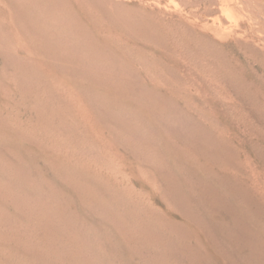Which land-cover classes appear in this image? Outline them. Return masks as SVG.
Masks as SVG:
<instances>
[{"label":"rangeland","instance_id":"rangeland-1","mask_svg":"<svg viewBox=\"0 0 264 264\" xmlns=\"http://www.w3.org/2000/svg\"><path fill=\"white\" fill-rule=\"evenodd\" d=\"M120 1L163 16L162 53L111 42L108 59L59 30L52 0H0V264H264V0ZM216 46L239 62L232 75ZM85 53L118 90L73 73Z\"/></svg>","mask_w":264,"mask_h":264},{"label":"bare ground","instance_id":"bare-ground-1","mask_svg":"<svg viewBox=\"0 0 264 264\" xmlns=\"http://www.w3.org/2000/svg\"><path fill=\"white\" fill-rule=\"evenodd\" d=\"M53 2H52V5L54 6V9H55V13H56V15H58L57 16V18L58 17H62V18H65L66 20H67V25H68V27H66L65 26V28L67 29V30H69V31H67L65 28H62V29H59L60 31H63V32H65V34L67 33V34H70V36H69V39L71 40V41H73V42H76V43H78V42H84V43H86V44H88L89 46H91L92 48H94V49H96L97 51H98V54H103V56L104 57H106V58H108V57H110V54H104L103 53V51H102V53H100V51L98 50L100 47H102V46H104V44H107V43H109V45H111L110 43L111 42H114V44L115 45H144V44H146V45H151V46H153V48L155 49V50H159V51H161L162 49H164V47H163V45H161L162 43H161V41L163 42V35H162V32H161V29H162V27H163V25H162V22H163V20H164V18H163V16L160 14V13H155L154 14V16L153 15H151V14H149L146 10H145V8L142 6V5H137V6H130V5H128V4H124L122 1H120V0H89L90 2H91V5H92V10H87V7L85 6V2H84V0H52ZM256 1V0H255ZM228 3V2H227ZM254 4V3H253ZM202 5V4H201ZM227 5V4H226ZM236 6V5H235ZM264 9V8H263ZM227 11V10H226ZM249 18V17H248ZM158 21H157V20ZM250 19V18H249ZM253 20V19H252ZM251 21V20H250ZM249 21V22H250ZM259 21V20H258ZM257 24H259L260 25V22H257ZM130 25V26H129ZM236 26V25H235ZM254 26V25H253ZM59 27V26H58ZM65 31H64V30ZM257 29V28H256ZM73 31V32H72ZM56 33L57 32H55V35H56ZM206 33V32H205ZM249 33V32H248ZM245 34V33H244ZM254 34V33H253ZM59 35V34H58ZM215 35L220 39V38H222V35L218 32V31H215ZM67 37V36H66ZM242 37H243V35L242 36H238V38L239 39H242ZM259 37V36H258ZM223 39V38H222ZM62 41V40H61ZM151 42H153V43H151ZM160 42V43H159ZM256 42H258V44H257V47L258 48H260L261 49V54H264V36L263 37H260V38H258V40L256 41ZM64 43H66V42H64ZM1 44V43H0ZM239 44V43H238ZM108 45V44H107ZM62 46V45H61ZM107 47V46H106ZM240 47H241V50L242 49H245L246 51L248 50V51H250V53H251V55L252 56H254V58L257 56V55H259V53L256 51V50H254L253 48H251L250 46H249V44H242V45H240ZM67 48V47H66ZM23 49V48H22ZM93 49V50H94ZM101 49H103V48H101ZM231 49V48H230ZM87 50V49H86ZM69 51V50H68ZM73 51H75V52H73L74 54H76V55H78L79 54V52H77L75 49L73 50ZM163 51V50H162ZM162 51H161V53H162ZM215 51H217V53L218 54H220L219 55V64H221L222 66H223V69H224V67H226V69L227 70H229V72L231 71V72H233L235 69H237L239 66H240V64H239V62L237 61V59H235V58H229L228 60L225 58V56L223 55V53H222V51H221V48H218L217 46H216V48H215ZM221 51V52H220ZM93 52H95V54H96V51H93ZM106 52V51H105ZM127 52L128 51H121V53H119V54H123V56L125 55V54H127ZM116 53H118V52H116ZM131 54V53H130ZM260 54V55H261ZM129 55V54H128ZM259 55V56H260ZM84 56V55H83ZM85 56H86V53H85ZM92 55H90L89 57H91ZM100 56H102V55H100ZM118 56V55H117ZM18 57V56H17ZM16 57V58H17ZM89 57H85L86 59H85V61H87V64H85L84 62V64L86 65H84V67L82 68V70H79L80 68L78 67H75V66H73L72 67V69L75 67V68H77V69H75V71L73 72L74 74H77V76H79V78H85V79H87L88 80V82H91V83H93V84H95V85H101V86H103V88L105 87L106 88V90H108V88H115V84L114 83H111V81L109 80V79H107V77H104V76H101L100 74H98L97 72H96V76H92V78H91V65H92V62H90L91 60H89ZM104 57H102V58H104ZM125 57V56H124ZM230 57V56H229ZM232 57V56H231ZM248 57V56H247ZM105 58V59H106ZM78 59V58H77ZM92 59V58H91ZM109 59V58H108ZM112 59V58H111ZM22 60V59H21ZM215 61V60H214ZM216 61V62H217ZM186 62V61H185ZM261 61H258L256 58H255V61H254V63L255 64H257V65H259V66H261V63H260ZM18 65V64H17ZM20 65V64H19ZM21 66V65H20ZM192 66V65H191ZM23 67V66H22ZM21 67V68H22ZM184 67V66H183ZM193 67V66H192ZM217 67V66H216ZM199 68V67H198ZM264 68V67H263ZM26 69V68H25ZM24 69V70H25ZM94 69V68H93ZM123 69V68H122ZM197 69V68H196ZM199 69H201V67L199 68ZM60 70V69H59ZM79 70V71H78ZM101 70V69H100ZM188 70V69H187ZM186 70V71H187ZM205 70V69H204ZM203 70V71H204ZM12 71V70H11ZM14 71V70H13ZM71 71V70H70ZM115 71V70H114ZM201 71V70H200ZM202 71V72H203ZM208 71H210L209 69H208ZM211 71H212V69H211ZM103 72H104V70H103ZM113 72V71H112ZM199 72V71H198ZM213 72V71H212ZM217 72H220V70L218 69V71ZM226 72V71H225ZM230 72V73H231ZM100 73H101V71H100ZM105 73V72H104ZM130 73V72H129ZM205 74H206V72H204ZM209 73V72H208ZM220 73H223V71L222 72H220ZM229 73V74H230ZM72 74V73H71ZM102 74V73H101ZM212 74V73H211ZM215 74V73H214ZM214 74H212V75H214ZM94 75V74H93ZM102 75H105V74H102ZM107 75V74H106ZM113 75V74H112ZM202 75V74H201ZM209 75V74H208ZM211 75V76H212ZM231 75H232V73H231ZM235 75V74H234ZM69 76V75H68ZM73 76V75H72ZM128 76V75H127ZM207 76V75H206ZM205 76V77H206ZM221 76V75H220ZM229 76V75H228ZM74 77V76H73ZM72 77V78H73ZM112 77V76H111ZM186 77V76H185ZM204 77V76H203ZM216 77H217V75H216ZM226 77V76H225ZM70 78H71V76H70ZM75 78V77H74ZM78 77H77V79H79ZM109 78H110V76H109ZM113 78V77H112ZM129 78V77H128ZM207 78V77H206ZM205 78V79H206ZM218 78V77H217ZM216 78V79H217ZM226 78H228V77H226ZM234 78V77H233ZM235 78L237 79L238 78V76H236L235 75ZM116 79V78H115ZM126 79V78H125ZM124 79V80H125ZM219 79H220V77H219ZM222 79V78H221ZM240 79V78H239ZM127 80V79H126ZM125 80V81H126ZM133 80V79H132ZM207 80H209V78L207 79ZM224 80V79H223ZM81 81V80H80ZM116 81V80H115ZM114 81V82H115ZM124 81V82H125ZM129 81V80H128ZM131 81V80H130ZM216 81V80H215ZM221 81V80H220ZM230 81H231V79H230ZM241 82L243 83L244 82V80H241ZM91 83H90V85H91ZM112 85H111V84ZM120 83H122V82H120ZM126 83V82H125ZM130 83V82H129ZM132 83V82H131ZM139 83V82H138ZM144 83V82H143ZM206 83V82H205ZM238 83V82H237ZM83 84H84V81H83ZM127 84V83H126ZM135 84V83H134ZM140 84H141V82H140ZM146 84V83H145ZM232 84V83H231ZM239 84V83H238ZM246 84H248V83H245V85ZM94 85V86H95ZM119 85V84H118ZM128 85V84H127ZM130 85V84H129ZM138 85V84H137ZM143 85V84H142ZM233 85V84H232ZM242 85V84H241ZM243 85H244V83H243ZM100 86V87H101ZM113 86V87H112ZM133 86V85H132ZM145 86V85H144ZM143 86V87H144ZM158 86V85H157ZM203 87H212L213 86V84H208V83H206V84H203L202 85ZM217 88H219V87H223L222 86V84L220 83V82H218L217 83ZM250 86V85H249ZM108 87V88H107ZM121 87H123V85H121L120 86V88ZM138 87V86H137ZM145 87H147V86H145ZM160 87V86H159ZM213 87H215V86H213ZM212 87V88H213ZM102 88V89H103ZM104 88V89H105ZM113 88V89H114ZM117 88V87H116ZM115 88V89H116ZM119 88V89H120ZM126 88H127V86H126ZM131 88V87H130ZM129 88V89H130ZM148 88V87H147ZM158 88V87H157ZM229 88H231V87H229ZM98 89H99V87H98ZM122 89V88H121ZM124 89V88H123ZM122 89V90H123ZM128 89V88H127ZM127 89H125V90H127ZM216 89V88H215ZM232 89V88H231ZM116 90H118V89H116ZM122 90H119V91H122ZM144 90V89H143ZM150 90V89H149ZM148 90V91H149ZM154 90V89H153ZM211 90H213V89H211ZM80 91H81V89H80ZM83 91V90H82ZM118 91V92H119ZM131 91H132V89H131ZM135 91V90H134ZM133 91V92H134ZM217 91V90H216ZM85 89H84V94H85ZM90 92V91H89ZM100 92V91H99ZM103 92V91H102ZM126 92V91H125ZM127 92H129V91H127ZM126 92V93H127ZM133 92H131V93H133ZM152 92V91H151ZM83 93V92H82ZM130 93V94H131ZM148 93V92H147ZM156 93V92H155ZM215 93V92H214ZM68 94V93H67ZM101 94V93H100ZM110 94V93H109ZM119 94V93H118ZM117 94V95H118ZM136 94V93H135ZM141 94V93H140ZM139 94V95H140ZM158 93H156V95H157ZM217 94H218V92H217ZM90 95H91V93H90ZM98 95V94H97ZM110 95H112V94H110ZM137 95V94H136ZM151 95H152V93H151ZM154 95V94H153ZM155 95V96H156ZM215 95H216V93H215ZM214 95V96H215ZM219 95V94H218ZM66 96V95H65ZM68 96H69V94H68ZM122 96V95H121ZM127 97H128V93H127V95H126ZM116 97V96H115ZM114 97V98H115ZM122 97H125V95L124 96H122ZM135 97V96H134ZM137 97H138V95H137ZM157 97V96H156ZM80 98H81V96H80ZM96 99H98L97 97H95ZM132 98H133V96H132ZM145 98V97H144ZM152 98V97H151ZM154 98V97H153ZM216 98V97H215ZM62 100H63V98H61ZM94 99V98H93ZM99 99H101L100 97H99ZM99 99H98V101H99ZM117 99V98H116ZM127 99H129V97L127 98ZM221 99H222V97H221ZM61 100V101H62ZM65 100V99H64ZM85 100V98L83 99V101ZM123 100V99H122ZM129 100H131V99H129ZM128 100V101H129ZM133 100V99H132ZM142 100H143V98H142ZM145 100V99H144ZM157 100H158V97H157ZM66 101H69V99L68 100H66ZM88 100H86V102H87ZM113 101V100H112ZM134 101L135 102H138V101H136V98L134 99ZM162 101V100H161ZM82 102V101H81ZM85 101H84V103H86ZM126 102H127V100H126ZM131 102V101H130ZM129 102V103H130ZM155 102H157V101H155ZM224 102H226V101H224ZM229 102V101H228ZM73 103V102H72ZM90 103H92V100L88 103H86V106H88L87 104H89L90 105ZM123 103V102H122ZM148 103H150V102H148ZM159 103V102H158ZM217 103V102H216ZM227 103V102H226ZM230 103V102H229ZM233 103V102H232ZM69 104H71L70 102H69ZM146 104V103H145ZM75 105V104H74ZM135 105V104H134ZM142 105V104H141ZM148 105V104H147ZM147 105H145V107L147 106ZM228 105V104H227ZM72 106V105H71ZM92 106H93V103H92ZM101 106V105H100ZM120 106H122V105H120ZM136 106V105H135ZM166 106V105H165ZM168 106V105H167ZM169 106H171V105H169ZM219 106V105H218ZM230 106V105H229ZM88 107H90V106H88ZM95 107V106H94ZM124 107V106H123ZM137 107H140V106H138L137 105ZM223 107H224V105H223ZM228 107V106H227ZM96 108H97V106H96ZM132 108V107H131ZM134 108H136V107H134ZM141 108V107H140ZM167 108V107H166ZM169 108V107H168ZM77 109V108H76ZM88 109V108H87ZM137 109V108H136ZM172 109V108H171ZM178 109V108H177ZM90 110V109H89ZM88 110V111H89ZM97 110V109H96ZM95 110V111H96ZM156 110H157V108H156ZM173 110H176V108L174 107V109ZM90 111H92V110H90ZM95 111H93V113L95 112ZM105 111V110H104ZM129 111V110H128ZM133 111V110H132ZM131 111V112H132ZM140 111V110H139ZM165 111H166V109H165ZM164 111V113H166ZM175 112V111H174ZM39 113V112H38ZM89 113V112H88ZM111 113H113V112H111ZM150 113V112H149ZM163 113V114H164ZM173 113V112H172ZM185 113V112H184ZM229 113H231V112H229ZM228 113V114H229ZM40 114V113H39ZM85 114V113H84ZM136 114V113H135ZM156 114V113H155ZM161 114V113H160ZM162 114V115H163ZM168 114V113H167ZM169 114H170V112H169ZM182 114V113H181ZM90 115V114H89ZM151 115V114H150ZM183 115H185V114H183ZM39 116V115H38ZM158 116H159V114H158ZM165 115H163V117H164ZM170 116V115H169ZM172 116V115H171ZM174 116V115H173ZM176 116V115H175ZM187 116V115H186ZM231 116V115H230ZM79 117H80V115H79ZM146 117V116H145ZM162 117V118H163ZM82 118V117H81ZM84 118V117H83ZM143 118V117H142ZM159 118V117H158ZM192 118V117H191ZM147 119V118H146ZM156 119V118H155ZM171 119V118H170ZM173 119V118H172ZM183 119V118H182ZM187 119H190L189 117L187 118ZM201 119V118H200ZM40 120V119H39ZM84 121H85V119H83ZM83 120H82V123H83ZM154 120V119H153ZM161 120V119H160ZM164 120H166V117H165V119ZM192 119H190L189 121H191ZM204 120V119H203ZM150 121V120H149ZM159 121V120H158ZM163 121V120H162ZM168 121V120H167ZM172 121V120H171ZM171 121H169V123L171 122ZM180 121V120H179ZM197 121H199V120H197ZM196 121V122H197ZM237 121H239V120H237ZM236 121V122H237ZM147 122H148V120H147ZM174 121H172V123H173ZM184 122V121H183ZM192 122H193V120H192ZM195 122V123H196ZM85 123V122H84ZM157 123V122H156ZM168 123V124H169ZM185 123V122H184ZM149 124V123H148ZM151 124V123H150ZM171 124V123H170ZM174 124H175V122H174ZM187 124V123H186ZM199 124V123H198ZM205 124V123H204ZM12 125V124H11ZM145 125V124H144ZM176 125V124H175ZM74 126V125H73ZM137 126V125H136ZM172 126V125H171ZM178 126V125H177ZM204 126H206V125H204ZM72 127V126H71ZM77 127V126H76ZM111 127V126H110ZM143 127V126H142ZM182 127H184V126H182ZM187 127V126H186ZM148 128H149V126H148ZM185 128V127H184ZM190 128V127H189ZM72 129H75L74 127L72 128ZM145 129V128H144ZM199 130L201 129V128H198ZM108 130V129H107ZM133 130V129H132ZM172 130V129H171ZM177 130V129H176ZM179 130V129H178ZM183 130V129H182ZM190 130H192V129H190ZM203 130V129H202ZM144 131V130H143ZM147 131V130H146ZM149 131V130H148ZM151 131V130H150ZM141 132V131H140ZM163 132H165V131H163ZM189 131H187V135H189L190 136V134L188 133ZM127 133V132H126ZM148 133V132H147ZM146 133V134H147ZM150 133H152V132H150ZM193 133H194V131H193ZM199 133V132H198ZM108 134V133H107ZM140 134V133H139ZM144 134V133H143ZM168 134H169V132H168ZM125 135V134H124ZM150 135V134H149ZM173 135V134H172ZM178 135V134H177ZM177 135H174V136H176V137H178ZM135 136V135H134ZM142 136V135H141ZM146 136H148V135H146ZM196 136H197V134H196ZM139 137V136H138ZM153 137V136H152ZM157 137H159V136H157ZM172 137V136H171ZM136 138V137H135ZM151 138V137H150ZM175 138V137H174ZM188 138V137H187ZM143 139V138H142ZM153 139H155V138H153ZM200 139V138H199ZM94 140V139H93ZM148 140H150V139H148ZM179 140V139H178ZM181 140V139H180ZM186 140V139H185ZM146 141H147V139H146ZM155 141V140H154ZM133 142V141H132ZM138 142V141H137ZM139 142H142V141H139ZM158 142V141H157ZM176 142V141H175ZM178 142V141H177ZM180 142V141H179ZM200 142V141H199ZM102 143V142H101ZM134 143V142H133ZM143 143V142H142ZM148 143V142H147ZM155 143V142H154ZM182 143H183V141H182ZM185 143V142H184ZM201 143H203V142H201ZM209 143V142H208ZM117 144V143H116ZM131 144V143H130ZM146 144V143H145ZM151 144V143H150ZM181 144V143H180ZM190 144V143H189ZM188 144V145H189ZM191 144H193V143H191ZM190 144V145H191ZM138 145H140V143L138 144ZM152 145V144H151ZM126 146V145H125ZM147 147H148V145H146ZM181 146H183V144L181 145ZM105 147V146H104ZM117 147V146H116ZM119 147V146H118ZM133 147V146H132ZM155 147V146H154ZM158 147V146H157ZM188 147V146H187ZM137 148V147H136ZM142 148V147H141ZM149 148V147H148ZM150 148H152L151 146H150ZM188 148H190V147H188ZM193 148V147H192ZM190 149V150H193V149ZM122 149V148H121ZM131 149V148H130ZM140 149V148H139ZM154 148H152V150H153ZM258 149V148H257ZM111 150V149H110ZM146 150V149H145ZM150 150V149H149ZM163 150V149H162ZM176 151V150H175ZM197 151V150H196ZM142 152V151H141ZM148 152V151H147ZM158 152H160V151H158ZM157 152V153H158ZM195 152V151H194ZM198 152V151H197ZM196 152V154L198 155V153ZM112 153H114V152H112ZM150 153V152H149ZM153 153V152H152ZM151 153V154H152ZM162 153V152H161ZM200 153V152H199ZM208 153V152H207ZM206 153V154H207ZM126 154H127V151H126ZM131 154V153H130ZM130 154H128V155H130ZM134 154V153H133ZM141 154H144V153H141ZM183 154V153H182ZM184 154H186V153H184ZM202 153H200V156H202L201 155ZM114 155V154H113ZM120 155V154H119ZM118 155V156H119ZM147 155V154H146ZM146 155H145V157H146ZM149 155V154H148ZM180 155V154H179ZM204 155H205V153H204ZM204 155H203V157H204ZM210 155V154H209ZM222 155V154H221ZM132 156V155H131ZM143 156V155H142ZM153 156V155H152ZM212 156V155H211ZM126 157V156H125ZM136 157V156H135ZM138 157V156H137ZM162 157V156H161ZM192 157V156H191ZM197 157H199V155L197 156ZM202 157V158H203ZM205 157H206V155H205ZM213 157V156H212ZM212 157H210L211 159H212ZM261 157V156H260ZM134 158V157H133ZM183 158V157H182ZM121 159V158H120ZM148 159H149V156H148ZM194 159H196V158H194ZM201 159V158H200ZM209 159V158H208ZM211 159H210V161H211ZM127 160H129L128 158H127ZM137 160V159H136ZM163 160V159H162ZM183 160H185V159H183ZM199 160V159H198ZM219 160V159H218ZM153 161V160H152ZM164 161H165V159H164ZM171 161H172V159H171ZM174 161V160H173ZM200 161V160H199ZM208 161V160H207ZM212 161H214L213 159H212ZM217 161V160H216ZM230 161V160H229ZM264 161V160H263ZM128 162V161H127ZM133 162H135V161H133ZM154 162H155V160H154ZM183 162H185V161H183ZM182 162V163H183ZM215 162V161H214ZM213 162V163H214ZM218 162V161H217ZM125 163V162H124ZM131 163V162H130ZM135 163H137V162H135ZM138 163H139V161H138ZM146 163V162H145ZM150 163V162H149ZM161 163H163V162H161ZM172 163V162H171ZM199 163V162H198ZM236 163V162H235ZM241 163V162H240ZM144 164V163H143ZM168 164V163H167ZM194 164V163H193ZM192 164V165H193ZM215 165H216V163H214ZM125 165V164H124ZM139 165V164H138ZM148 165V164H147ZM153 165H154V163H153ZM162 165H164V164H162ZM172 165V164H171ZM177 165H178V163H177ZM177 165H174V166H177ZM186 165V164H185ZM204 165V164H203ZM202 165V166H203ZM224 165V164H223ZM108 166V165H107ZM106 166V167H107ZM110 166V165H109ZM108 166V167H109ZM112 166H114V165H111V167ZM121 167H122V165H120ZM126 166V165H125ZM141 166V165H140ZM152 166V165H151ZM157 166V165H156ZM168 166V165H167ZM184 166V165H183ZM217 166V165H216ZM237 166V165H236ZM117 167V166H116ZM120 167V168H121ZM158 167V166H157ZM171 167V166H170ZM188 168H189V166H187ZM218 167V166H217ZM110 168V167H109ZM151 169H152V167H150ZM149 168V169H150ZM153 168H155V167H153ZM173 168V167H172ZM175 169H176V167H174ZM173 168V169H174ZM108 169V168H107ZM125 169V168H124ZM127 169V168H126ZM125 169V170H126ZM150 169V170H151ZM166 169H169L170 170V168H166ZM110 170V169H109ZM121 170V169H120ZM159 170H161V169H159ZM158 170V171H159ZM86 171V170H85ZM117 171V173H118V171L119 170H116ZM116 171H114L115 173H116ZM122 171V170H121ZM140 171H141V169H140ZM155 171H156V169H155ZM162 171H164V170H162ZM161 171V172H162ZM184 171L186 172V170H185V168H184ZM87 172V171H86ZM111 172H112V169H111ZM113 172V174H115ZM152 172V171H151ZM181 172H182V170H181ZM180 172V173H181ZM85 173V172H84ZM158 173V172H157ZM178 173V172H177ZM187 173V172H186ZM112 174V175H113ZM126 174V173H125ZM125 174H122V175H124V177L126 176ZM154 174H155V172H154ZM179 174V173H178ZM245 174V173H244ZM117 175V174H116ZM140 175H141V172H140ZM139 175V176H140ZM160 175V174H159ZM92 176V175H91ZM110 176V175H109ZM121 176V175H120ZM132 176V175H131ZM138 176V177H139ZM123 177V178H124ZM184 177V176H183ZM188 177H189V175H188ZM89 178V177H88ZM110 178V177H109ZM125 178H129V174H128V176H126ZM124 178V179H125ZM131 178H133V177H131ZM161 178V177H160ZM185 178V177H184ZM93 179V178H92ZM95 179V178H94ZM115 179V178H114ZM134 179V178H133ZM139 179V178H138ZM142 179V178H141ZM146 179V178H145ZM97 180V179H96ZM111 180H113V178L111 179ZM135 180H136V178H135ZM148 180V179H147ZM150 180V179H149ZM184 180H186L187 181V179H184ZM87 181H89V180H87ZM117 182L118 181H120V180H116ZM123 181V180H122ZM125 181V180H124ZM126 181H128V180H126ZM131 181H133V180H131ZM130 181V182H131ZM143 181V180H142ZM145 181V180H144ZM161 181V180H160ZM188 181H190V180H188ZM201 181V180H200ZM93 182V181H92ZM95 182H98V181H95ZM100 182V181H99ZM98 182V183H99ZM116 182V183H117ZM129 182V183H130ZM179 182V181H178ZM196 182V181H195ZM97 183V185H100V184H98ZM121 183V182H120ZM119 183V184H120ZM196 183H198V182H196ZM89 184V183H88ZM96 184V183H95ZM147 184V183H146ZM189 184V183H188ZM199 184H201V183H198V186L197 185H195V186H197V187H199ZM203 184L204 183H202V186H203ZM215 184V183H214ZM213 184V185H214ZM148 185V184H147ZM193 185V184H192ZM74 186V185H73ZM101 186H102V183H101ZM104 186V185H103ZM140 186V185H139ZM191 186V185H190ZM195 186H194V188H195ZM205 186V185H204ZM204 186H203V188H204ZM217 186V185H216ZM155 187V186H154ZM188 187V186H187ZM192 187V186H191ZM206 187V186H205ZM211 187V186H210ZM105 188H106V186H105ZM176 188V187H175ZM75 189V188H74ZM130 189V188H129ZM142 189V188H141ZM188 189V188H187ZM186 189V190H187ZM196 189V188H195ZM199 189V188H198ZM86 190H88V188H86ZM132 190V189H131ZM203 190V189H202ZM208 191L207 192H209V189H207ZM216 190V189H215ZM232 190H234V189H232ZM76 191V190H75ZM136 191V190H135ZM171 191H173V190H171ZM191 191V190H190ZM193 191H194V189H193ZM206 191V190H205ZM212 191H213V189H212ZM222 191V190H221ZM131 191H129V193H130ZM176 192V191H175ZM179 193H180V191H178ZM198 192V191H197ZM207 192H206V194H207ZM226 192V191H225ZM133 194H134V192H132ZM132 193H131V195H132ZM144 193H145V189H144ZM158 193V192H157ZM189 193V192H188ZM195 193V192H194ZM201 193V192H200ZM237 193V192H236ZM236 193H234L233 192V194H236ZM76 194V193H75ZM118 194V193H117ZM140 194H141V192H140ZM156 194V193H155ZM228 194V193H227ZM119 195V194H118ZM138 195V194H137ZM145 195V194H144ZM210 195H212L211 193L208 195V196H210ZM216 195V194H215ZM240 195V194H239ZM243 195V194H242ZM79 196V195H78ZM82 196V195H81ZM148 196V195H147ZM192 196V195H191ZM203 196V195H202ZM237 196V195H236ZM235 196V197H236ZM92 197H95V196H92ZM103 197V196H102ZM162 197V196H161ZM183 197V196H182ZM205 197H206V195H205ZM237 197H239V196H237ZM244 197V196H243ZM127 198V197H126ZM139 198V197H138ZM142 198H143V195H142ZM144 198H145V196H144ZM200 198V197H199ZM198 198V199H199ZM202 198V197H201ZM208 198V197H207ZM79 199V198H78ZM129 199V198H128ZM182 199H184V198H182ZM192 199V198H191ZM210 199V198H209ZM216 199H217V195H216ZM222 199V198H221ZM136 200V199H135ZM181 200V199H180ZM186 200V199H185ZM185 200H182V201H185ZM201 200V199H200ZM211 200L212 201H214L213 200V198H211ZM218 200V199H217ZM223 200V199H222ZM133 201H134V199H133ZM209 201V200H208ZM207 201V202H208ZM220 201V200H219ZM225 201V200H224ZM130 202V201H129ZM192 202V201H191ZM197 202V201H196ZM195 202V203H196ZM199 202V201H198ZM201 202H203V200L201 201ZM200 202V203H201ZM210 202V204H211V201H209ZM239 202V201H238ZM244 202V201H243ZM84 203H86V202H84ZM199 203V204H200ZM213 203V202H212ZM219 203V202H218ZM242 203V202H241ZM246 203V202H245ZM132 204H133V202H132ZM188 204V203H187ZM198 204V205H199ZM207 204V203H206ZM205 204V205H206ZM216 204V203H215ZM214 204V205H215ZM219 204H221V203H219ZM242 204H244V203H242ZM66 205H67V203H66ZM136 205V204H135ZM140 205V204H139ZM190 204H188V206H189ZM212 205V204H211ZM223 205H224V203H223ZM226 205V204H225ZM229 205V204H228ZM151 207H152V205H150ZM187 206V207H188ZM203 206V205H202ZM208 206H210V205H208ZM237 206V205H236ZM195 207V206H194ZM219 207V206H218ZM220 207H222V206H220ZM224 207V206H223ZM228 207H230V208H232L231 206H228ZM227 207V208H228ZM63 208V207H62ZM153 208H154V205H153ZM196 208V207H195ZM201 209H202V207H200ZM207 208V207H206ZM210 208V207H209ZM211 208H213V207H211ZM214 208H216V207H214ZM226 208V209H227ZM139 209V208H138ZM146 209V208H145ZM148 209V208H147ZM151 209V208H150ZM184 209V208H183ZM185 209H186V206H185ZM218 209V208H217ZM157 210H159V209H157ZM197 210V212H198V209H196ZM214 210V209H213ZM155 211V210H154ZM160 211V210H159ZM215 211V210H214ZM218 211V210H217ZM216 211V212H217ZM230 211V210H229ZM236 211V210H235ZM144 212V211H143ZM164 212V211H163ZM169 212H170V210H169ZM185 212V211H184ZM190 212V211H189ZM197 212H196V215H199V214H197ZM202 212V211H201ZM213 212V211H212ZM223 212V211H222ZM221 212V214H224V213H222ZM232 212V211H231ZM94 213V212H93ZM141 213V212H140ZM155 213H157V212H155ZM171 213V212H170ZM188 213V212H187ZM208 212H206V214H207ZM209 213H210V211H209ZM219 213H220V211H219ZM142 214V213H141ZM144 214V213H143ZM147 214V213H146ZM191 214V213H190ZM193 214V213H192ZM203 214H205V213H203ZM211 214V213H210ZM212 214H214V213H212ZM211 214V215H212ZM217 214V213H216ZM232 214H234V213H232ZM149 215H150V213H149ZM148 214H147V216H149ZM207 215H209V214H207ZM163 216V215H162ZM169 216V215H168ZM226 216V215H225ZM189 217H190V215H189ZM191 217H192V215H191ZM195 217V216H194ZM207 217V216H206ZM208 217H210V216H208ZM207 217V218H208ZM212 217V216H211ZM217 217L218 216H216L215 218L217 219ZM224 217V216H223ZM132 218V217H131ZM153 218H154V216H153ZM200 218V217H199ZM198 218V219H199ZM219 218V217H218ZM226 218V217H225ZM188 219V218H187ZM195 219H196V217H195ZM205 219V218H204ZM239 219V218H238ZM133 220H134V218H133ZM150 220V219H149ZM208 220V219H207ZM210 220V219H209ZM213 220H215V219H213ZM212 220V221H213ZM218 220V219H217ZM220 220V219H219ZM234 220V219H233ZM232 220V221H233ZM198 221V220H197ZM206 221V220H205ZM211 220H210V222H212ZM216 221V220H215ZM214 221V222H215ZM229 221V220H228ZM165 222H166V220H165ZM184 222H186V221H184ZM192 222V221H191ZM200 222V221H199ZM202 222H203V220H202ZM217 222V221H216ZM216 222H215V224H216ZM220 222V221H219ZM218 222V223H219ZM222 223H223V221H221ZM220 222V223H221ZM227 222V221H226ZM230 222V221H229ZM191 224H193V223H191ZM190 224V225H191ZM203 224V223H202ZM212 224V223H211ZM167 225V224H166ZM189 225V224H188ZM198 224H196V226H197ZM200 225V224H199ZM213 225V224H212ZM161 226V225H160ZM204 226V225H203ZM206 226V225H205ZM224 226V225H223ZM215 227V226H214ZM213 227V228H214ZM194 228H195V226H194ZM209 230H210V228L209 227H207ZM221 228H223V227H221ZM193 229V228H192ZM201 229V228H200ZM212 229V228H211ZM218 229V228H217ZM235 229V228H234ZM197 230V229H196ZM246 230V229H245ZM198 231H200V230H198ZM192 232V231H191ZM204 232V231H203ZM51 233V232H50ZM144 233V232H143ZM213 233H215L214 231H213ZM219 233H221V232H218V233H216V234H219ZM223 233V232H222ZM228 233V232H227ZM146 234H148V233H146ZM203 234V233H202ZM224 234V233H223ZM145 235V234H144ZM149 235V234H148ZM220 235V234H219ZM236 235V234H235ZM198 236V235H197ZM203 236H205V235H202V237ZM207 236V235H206ZM218 236V235H217ZM225 236V235H224ZM232 236V235H231ZM149 237V236H148ZM151 237V236H150ZM149 237V238H150ZM195 237V236H194ZM213 237H214V235H213ZM221 237V236H220ZM227 237V236H226ZM237 237V236H236ZM108 238V237H107ZM123 238V237H122ZM189 238V237H188ZM198 238H200V237H198ZM210 238V237H209ZM246 238V237H245ZM147 239V238H146ZM154 239V238H153ZM152 239V240H153ZM224 239V238H223ZM235 239V238H234ZM127 240V239H126ZM148 240V239H147ZM156 240V239H155ZM109 241V240H108ZM197 241H199V240H197ZM233 241V240H232ZM152 243H153V241H151ZM151 242L149 243L150 245H151ZM214 242V241H213ZM221 242V241H220ZM227 242H228V240H227ZM237 242V241H236ZM251 242V241H250ZM204 243H206V241H204ZM224 243H226V242H224ZM235 243V242H234ZM138 244V243H137ZM198 244V243H197ZM218 244V243H217ZM221 244V243H220ZM154 245V244H153ZM199 245V244H198ZM234 245V244H233ZM232 245V246H233ZM250 245V244H249ZM128 246V245H127ZM130 246V245H129ZM238 246V245H237ZM29 247V246H28ZM113 247V246H112ZM122 247L123 246H121L120 248L122 249ZM200 247V246H199ZM215 247V246H214ZM217 247H218V245H217ZM224 247V246H223ZM229 247V246H228ZM227 247V248H228ZM213 248V247H212ZM264 248V247H263ZM219 249V248H218ZM234 249V248H233ZM188 250V249H187ZM216 250V249H215ZM227 250V249H226ZM185 251V250H184ZM221 251V250H220ZM119 252V251H118ZM190 252H192V250L190 251ZM212 252V251H211ZM258 252V251H257ZM187 253V252H186ZM197 253V252H196ZM216 254L218 253L219 254V252H215ZM222 253V252H221ZM180 254V253H179ZM212 254H213V252H212ZM118 255H120V254H118ZM186 255V254H185ZM189 255V254H188ZM187 255V256H188ZM214 255V254H213ZM220 255V254H219ZM245 255V254H244ZM243 255V256H244ZM263 255V254H262ZM181 256V255H180ZM264 256V255H263ZM182 257V256H181ZM231 257V256H230ZM247 257V256H246ZM44 258V257H43ZM225 257H222V259H224ZM260 258V257H259ZM193 259V258H192ZM226 259V258H225ZM231 259V258H230ZM255 259V258H254ZM219 260V259H218ZM185 261V260H184ZM191 261V260H190ZM221 261H223V260H221ZM226 261H228V259L227 260H224V263L226 262ZM29 262V261H28ZM229 262V261H228ZM233 262V261H232ZM236 262V261H235ZM183 263V262H182ZM189 264V263H188ZM227 264V263H226Z\"/></svg>","mask_w":264,"mask_h":264}]
</instances>
